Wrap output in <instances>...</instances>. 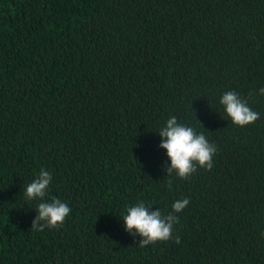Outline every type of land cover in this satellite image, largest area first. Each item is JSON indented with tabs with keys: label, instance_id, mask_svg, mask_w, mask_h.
Instances as JSON below:
<instances>
[{
	"label": "trees",
	"instance_id": "trees-1",
	"mask_svg": "<svg viewBox=\"0 0 264 264\" xmlns=\"http://www.w3.org/2000/svg\"><path fill=\"white\" fill-rule=\"evenodd\" d=\"M261 88L264 0H0V264H264ZM171 116L216 146L211 170L167 175ZM41 169L71 212L36 231ZM184 198L179 244L125 231L127 208Z\"/></svg>",
	"mask_w": 264,
	"mask_h": 264
},
{
	"label": "clouds",
	"instance_id": "clouds-1",
	"mask_svg": "<svg viewBox=\"0 0 264 264\" xmlns=\"http://www.w3.org/2000/svg\"><path fill=\"white\" fill-rule=\"evenodd\" d=\"M259 92L264 95V88H261ZM220 104L224 106L226 115L235 126L251 125L259 119V113L252 110L248 101L234 91L225 92L220 99ZM158 135L161 138L159 148L166 152L170 161V166L166 168L168 176L175 172L177 177L187 179L197 171V168L211 170L212 158L217 149L214 144L209 143L203 133L198 134L192 127L178 123L177 118L171 116ZM51 180V174L41 169L37 177L25 189L26 199L41 201L32 222L31 229L36 231L62 226L71 212L67 203L55 198H52L50 202L45 200ZM168 186L171 188V181L168 182ZM188 204V198L178 199L172 204L171 212L165 215L159 209L151 211L150 206H146L143 202L138 203L127 208V213L122 218L125 231L140 237L139 247L169 240L179 244L180 237H173V229L179 223L177 214L181 213Z\"/></svg>",
	"mask_w": 264,
	"mask_h": 264
}]
</instances>
